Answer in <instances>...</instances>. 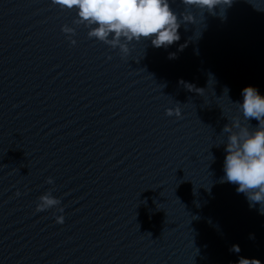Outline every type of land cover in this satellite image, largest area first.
<instances>
[{"label": "water", "instance_id": "1", "mask_svg": "<svg viewBox=\"0 0 264 264\" xmlns=\"http://www.w3.org/2000/svg\"><path fill=\"white\" fill-rule=\"evenodd\" d=\"M169 6L180 40L125 55L76 8L0 0V264H264L261 205L221 182L222 129L258 125L234 102L264 95V0Z\"/></svg>", "mask_w": 264, "mask_h": 264}, {"label": "clouds", "instance_id": "2", "mask_svg": "<svg viewBox=\"0 0 264 264\" xmlns=\"http://www.w3.org/2000/svg\"><path fill=\"white\" fill-rule=\"evenodd\" d=\"M52 3L61 8L78 9V20L90 28V38H96L113 48L119 46L125 55L130 51L128 43L133 40L139 42L141 39H150L152 46L166 48L181 38L178 32L181 22L170 8L169 0H52ZM183 3L201 12L207 10L213 13L217 6L230 7L232 0H183ZM184 22L194 23L191 13L184 15ZM62 31L67 32L69 29L64 26ZM122 38L127 43H121ZM169 58L174 59L175 54H170ZM242 96V103L237 101L234 104L242 112L244 120L249 122L255 119L258 125L255 128L249 127L241 123L240 117H236L222 129V132L229 135L225 145V176L221 182L238 185L237 193L245 194L250 207L261 205L260 214L264 215V95L255 87L247 86L242 90ZM166 114L180 117L178 107L175 111L168 109ZM233 129L238 131L234 132ZM47 183H53L52 178ZM39 201L36 206L38 212L61 203L51 192L41 195ZM63 219V216L56 218L58 223H63ZM231 250L238 253L239 245H233ZM237 264L261 262L240 257Z\"/></svg>", "mask_w": 264, "mask_h": 264}]
</instances>
